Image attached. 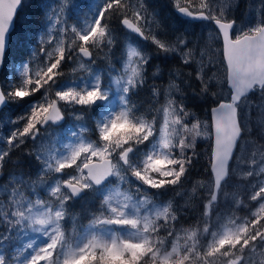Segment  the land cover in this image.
Wrapping results in <instances>:
<instances>
[{
  "label": "snow or ice",
  "instance_id": "6c2138e0",
  "mask_svg": "<svg viewBox=\"0 0 264 264\" xmlns=\"http://www.w3.org/2000/svg\"><path fill=\"white\" fill-rule=\"evenodd\" d=\"M77 4L0 3L4 72L17 21L26 5L36 9V20L28 21L35 46L25 53L27 62L13 66L15 78L0 81V111L37 97L0 129V177L6 165L23 167L14 153L36 172L11 183L0 202V264H264V115L258 128L252 124V108H264V0H249L239 17L241 0H174L176 12L209 25L195 40L158 22L147 0H95L72 21ZM119 33L134 34L179 67L192 68L201 97L215 98L207 122L181 99L182 71L169 69L173 81L181 77L169 82L179 95L161 101V90L149 88V69L156 77L163 68L152 65L149 52L129 45L114 60ZM208 49L219 53L218 83L226 94L214 91ZM145 89L151 93L147 105L140 99ZM69 119L70 140L60 148L52 142L53 129ZM257 132L259 141L253 139ZM201 140L211 142L207 185L200 184L199 193L191 188L188 200L177 203L187 194ZM242 142L258 145L248 159L237 155ZM240 182L242 192L229 191ZM79 204L85 205V224L73 211Z\"/></svg>",
  "mask_w": 264,
  "mask_h": 264
},
{
  "label": "trees",
  "instance_id": "16d2710c",
  "mask_svg": "<svg viewBox=\"0 0 264 264\" xmlns=\"http://www.w3.org/2000/svg\"><path fill=\"white\" fill-rule=\"evenodd\" d=\"M50 1L51 0H46V3L50 4ZM28 2L34 3L36 2V0H28ZM94 2L95 0H78L77 7L69 13L72 21L82 19L83 15L88 12V9ZM133 2H135V0H133ZM173 2L174 0H147V3L150 7V13H155L158 18V22H163L166 26H168L172 33H174L175 30L179 29L186 34L191 35V38L194 40L202 37L203 32L197 23L183 20L174 14ZM181 3H184V0H181ZM240 12L241 13L238 14V11H236L235 14L238 17L244 16L243 7L241 8ZM30 18L33 19V21L36 20V9H29L26 5L24 12L21 14L19 20L17 21V26L14 27L13 33L10 36L9 50L6 53V64L9 65V68L7 72H4L3 69L0 70V81H5L6 76L8 80L14 79L15 77L13 76L12 71L13 66H19V64L23 62L21 59L27 62L28 57L25 55V53H31L33 47L35 46V42L32 39V28L34 27V24H28ZM124 40H129L134 47L149 52L151 54L152 65H159L163 68V74L156 77L152 76L151 68L149 69V88L155 86L156 88L161 90V92L163 93L161 101L168 95H179V93H177L174 88H169V82L171 81L172 83H178L181 77H177L176 80L173 81L171 79L172 72H170L169 69H172L173 71H182L184 93L181 96V99H183L184 105L187 106L189 111L195 113L201 121L207 122V120L209 119V110L211 107L215 106V98L209 97L208 100H205L201 97L200 82L194 78L193 70L191 67H179L171 56L157 54L153 50V46L151 44L146 41H139L138 39L127 33L118 34L119 43L113 53L115 61H119L122 57L123 51L121 43H123ZM218 57L219 53L217 54V62L215 67L217 83L214 87V91L216 93L224 94L226 89L221 88L218 83L223 78V67L220 66ZM66 71L70 72L71 68L66 67ZM5 87H8L7 83H5ZM166 90L168 91L167 95H165ZM140 95V99L146 105L150 103L151 93L149 89H145ZM36 99L37 97H29L24 101H20L18 104L10 105V107L4 111H0V129L4 128V125L10 118L24 115L28 111L30 105ZM161 105L162 103H156V108L159 109ZM97 114L98 112L95 113V115ZM67 122L70 123L68 120L65 122L64 126H66ZM91 125L92 117L89 118V126ZM8 127H12V125H8ZM67 127H70V125H68ZM53 133L57 134L55 137L54 134L51 137V139L54 140L55 145L64 139L63 136H65L64 133L66 132L64 131V129L62 130L61 128H54ZM0 144L4 145L3 143ZM25 151H27V149H25ZM209 151L210 141L201 140L200 147L198 148V152L200 154L199 159L192 169L189 180L186 182L185 188L187 187V184L192 181H206L209 179ZM14 157L22 160L23 167H14L10 164L5 166L4 175L3 177H0V202H3L8 196L9 191L11 190V183H15L18 180L23 183L27 179V177L32 176L34 178L36 175L31 161L27 158H24L22 153H16ZM7 176H10L12 178L11 181H9V179L7 180ZM77 214L79 218L83 217L80 212H78ZM183 219L185 224H187L192 219V216L189 215L184 217ZM86 220V217L82 218L81 224H85Z\"/></svg>",
  "mask_w": 264,
  "mask_h": 264
},
{
  "label": "rangeland",
  "instance_id": "374dc122",
  "mask_svg": "<svg viewBox=\"0 0 264 264\" xmlns=\"http://www.w3.org/2000/svg\"><path fill=\"white\" fill-rule=\"evenodd\" d=\"M245 0H243V2H244ZM243 2H242V0H241V7L237 10L238 11V14L239 13H241L240 12V10H241V8H242V4H243ZM249 2V0L247 1V3ZM258 2V0H251V3H257ZM56 3H57V0H55V1H50V4L49 5H52L53 7L56 5ZM245 12H246V10H245ZM194 23V22H193ZM197 24H198V26L201 28V30H202V32H203V36H205V35H207V29H208V27H209V25L206 23V22H196ZM125 46V47H123V48H125V50H124V52L123 53H126V50H127V48H128V46L129 45H131V43H130V41L129 40H124L123 41V43H121V46ZM131 46H133V45H131ZM34 48V47H33ZM33 50V49H32ZM217 54H218V52H216L214 49H208V50H206L205 51V64L207 65V63L209 62V61H214L215 63H214V66L216 67V62H217ZM122 58V57H121ZM198 59V58H197ZM17 68H18V66H16ZM77 71L79 72V71H82V70H80V69H77ZM71 72V71H70ZM69 72V73H70ZM226 89V88H225ZM167 90L165 91V95H167ZM226 92H227V89L225 90V92H224V94H226ZM252 100L255 102V104L256 105H259L260 104V101H259V97L258 96H253L252 97ZM160 107H162V105L160 106ZM98 115H99V113L96 115L97 117H98ZM262 115H264V108H257V107H253L252 108V124H253V126L254 127H257L258 128V123H259V118L262 116ZM161 116H162V114H161ZM69 122L70 123H68L67 122V124H66V126H63V128H62V130L64 129V131L66 132V133H64V135L65 136H63L64 137V139L61 141V142H59V143H57V144H55V145H57V146H59L60 148H63L64 147V145L65 144H67L68 142H69V140H70V135H69V129H71L72 127H73V121L71 120V119H69ZM68 125H70V127H67ZM54 134V137L57 135V134H55V133H53ZM255 134V133H254ZM253 139L254 140H256V141H259L260 140V135H259V132H257L255 135H254V137H253ZM52 142H53V144H54V140L52 139ZM258 145L257 144H253V143H248L246 146L243 144V142L241 143V147H240V150L237 152V155L238 156H242L244 159H248L249 158V154H250V152L255 148V147H257ZM0 148H3V146H1L0 145ZM16 153H14L13 155H15ZM257 158L259 159V156H257ZM243 171V169L242 168H239V169H237L236 170V174L238 175L240 172H242ZM9 177L10 176H7V180L9 179ZM207 182H208V180H206V181H192V182H190V183H188L187 184V187H186V195H183V196H180V197H176V202L177 203H183L184 201H186V200H188V196H190L191 195V188H195L196 190H197V192L199 193V190L201 191V189L199 188V185L200 184H205V185H207ZM191 186V187H190ZM244 187H245V185L242 183V182H240L239 183V186L238 187H236V188H232V189H229V191H231V192H233V193H236V192H242L243 191V189H244ZM12 191V189L9 191V193ZM204 192H206L207 191V189L205 188L204 190H203ZM41 195H43V193H41ZM163 199H167V196H164V197H162ZM189 202H191V201H189ZM85 209V205H83V204H79V205H76L75 207H74V209H73V211L75 212V213H78V212H80V214H82V218H84V217H86L87 218V212H86V210H84ZM82 218H79L78 217V220H77V222H78V224H81V220H82ZM85 223H87V220H86V222ZM67 227H68V229H69V231H71V222L69 221L68 223H67V225H66ZM27 240H28V238H22V240H21V243H25V242H27ZM169 250H170V246H169Z\"/></svg>",
  "mask_w": 264,
  "mask_h": 264
},
{
  "label": "water",
  "instance_id": "95a60500",
  "mask_svg": "<svg viewBox=\"0 0 264 264\" xmlns=\"http://www.w3.org/2000/svg\"><path fill=\"white\" fill-rule=\"evenodd\" d=\"M3 2H4V0H0V3H3ZM173 12H174V14H175L177 17H179V18H181V19H183V20H187V21L194 22V23H196V22H202V21L192 20V19H189V18H186V17L182 16L181 14H179L178 12H176L175 8H174ZM129 35L135 37L134 34H129ZM135 38H137L139 41H143V40H142L141 38H139V37H135ZM0 70H1V69H0ZM215 106H216V105H215ZM213 107H214V106H213ZM211 108H212V107H211ZM211 108H210V109H211ZM209 117H210V110H209ZM210 145H211V142H210ZM208 171H209V167H208Z\"/></svg>",
  "mask_w": 264,
  "mask_h": 264
},
{
  "label": "bare ground",
  "instance_id": "6f19581e",
  "mask_svg": "<svg viewBox=\"0 0 264 264\" xmlns=\"http://www.w3.org/2000/svg\"><path fill=\"white\" fill-rule=\"evenodd\" d=\"M247 1H248V0H245V1L243 2V0H242V2H243L242 7H243V12H244V14H245V10H246L245 5L247 4Z\"/></svg>",
  "mask_w": 264,
  "mask_h": 264
},
{
  "label": "flooded vegetation",
  "instance_id": "af4514ba",
  "mask_svg": "<svg viewBox=\"0 0 264 264\" xmlns=\"http://www.w3.org/2000/svg\"><path fill=\"white\" fill-rule=\"evenodd\" d=\"M0 145L4 147V145H2V144H0Z\"/></svg>",
  "mask_w": 264,
  "mask_h": 264
}]
</instances>
